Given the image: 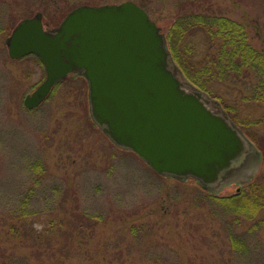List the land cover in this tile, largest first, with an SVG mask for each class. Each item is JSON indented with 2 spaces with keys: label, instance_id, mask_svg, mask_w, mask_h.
<instances>
[{
  "label": "rangeland",
  "instance_id": "obj_1",
  "mask_svg": "<svg viewBox=\"0 0 264 264\" xmlns=\"http://www.w3.org/2000/svg\"><path fill=\"white\" fill-rule=\"evenodd\" d=\"M128 1L147 11L165 39L185 12L208 13L244 25L264 52V0H0V264H264V228L250 232L263 214L226 225L227 214L201 198L234 194L255 178L264 184V105L252 99L251 74L216 85L253 145L216 185L159 175L119 148L93 121L80 74L36 110L24 106L46 73L35 60L10 58L6 39L18 23L39 11L55 18L82 4ZM185 42L196 43L199 58L210 46L203 30ZM35 160L46 173L21 217L38 178ZM228 229L244 236L246 257L232 253Z\"/></svg>",
  "mask_w": 264,
  "mask_h": 264
},
{
  "label": "water",
  "instance_id": "obj_2",
  "mask_svg": "<svg viewBox=\"0 0 264 264\" xmlns=\"http://www.w3.org/2000/svg\"><path fill=\"white\" fill-rule=\"evenodd\" d=\"M41 18L22 19L6 39L11 59L35 55L46 72L25 97L27 109L81 74L91 117L113 143L159 175L194 177L203 186L222 182L253 149L220 102L180 74L161 28L138 5H82L54 29Z\"/></svg>",
  "mask_w": 264,
  "mask_h": 264
},
{
  "label": "trees",
  "instance_id": "obj_3",
  "mask_svg": "<svg viewBox=\"0 0 264 264\" xmlns=\"http://www.w3.org/2000/svg\"><path fill=\"white\" fill-rule=\"evenodd\" d=\"M194 30H203L210 40V46L201 58H199L200 51L196 43L185 42L187 35ZM166 41L180 74L189 84L205 92L211 99L219 101L237 126L241 123L235 118V108L220 94L217 84L236 80L241 73L251 74L252 99L264 105V52L250 43L244 25L215 14L185 12L167 31ZM28 59L35 60L43 67L40 59L34 55L16 61ZM64 83H57L47 100ZM30 167L38 178L34 179L33 187L29 189L26 199L22 201L19 212L21 217L27 215L25 209L29 204L28 199L32 198L35 188L40 186V178L46 173L43 162L39 160L31 163ZM201 198L203 201H211L216 208H221L227 214L229 219L224 221L226 225H239L242 219L252 221L263 214L256 223L252 224L250 232L264 228V184L257 178L243 184L234 194L220 196L214 193H203ZM229 230V247L232 253L246 257L249 251L244 236Z\"/></svg>",
  "mask_w": 264,
  "mask_h": 264
},
{
  "label": "flooded vegetation",
  "instance_id": "obj_4",
  "mask_svg": "<svg viewBox=\"0 0 264 264\" xmlns=\"http://www.w3.org/2000/svg\"><path fill=\"white\" fill-rule=\"evenodd\" d=\"M82 5H85V4H82ZM82 5L75 6L74 8L71 7V9L70 8L69 9L65 8V11L63 12L62 17L60 16V17H55V18H48L46 16L47 12H40L39 11L38 13H42V15H43V18H41V19H42V22H43L44 29L57 28L63 22V20L67 17V15L70 12H72L75 8L80 7ZM56 11H57V9L54 12H56ZM61 13L62 12H60L59 14H61ZM27 18H29V17H27ZM46 18H48V21H46Z\"/></svg>",
  "mask_w": 264,
  "mask_h": 264
}]
</instances>
